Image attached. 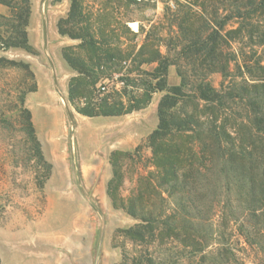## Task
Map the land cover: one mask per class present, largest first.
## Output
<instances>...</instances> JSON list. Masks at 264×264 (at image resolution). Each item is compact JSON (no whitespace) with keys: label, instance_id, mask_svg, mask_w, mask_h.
Returning a JSON list of instances; mask_svg holds the SVG:
<instances>
[{"label":"rangeland","instance_id":"obj_1","mask_svg":"<svg viewBox=\"0 0 264 264\" xmlns=\"http://www.w3.org/2000/svg\"><path fill=\"white\" fill-rule=\"evenodd\" d=\"M8 1L12 9L0 3V264H264L260 0H78L71 18L73 0H29V51L5 48L6 19L24 6ZM86 32L95 48L71 36ZM65 54L86 62L88 74ZM160 60L168 65L164 91ZM74 79L83 83L81 106H146L84 116L70 101ZM200 84L219 101L202 100ZM174 86L182 97L171 118L193 119L165 140L184 167L173 186H161L149 137ZM131 204L157 219L153 240L129 233L142 222L123 207ZM166 216L178 219L179 232L166 228Z\"/></svg>","mask_w":264,"mask_h":264},{"label":"trees","instance_id":"obj_2","mask_svg":"<svg viewBox=\"0 0 264 264\" xmlns=\"http://www.w3.org/2000/svg\"><path fill=\"white\" fill-rule=\"evenodd\" d=\"M24 6H21V10L19 11V7H16L12 10L13 15L6 19L8 26L10 27V35L7 40L3 41L6 43L5 48H21L25 50H30V45L28 41V34L26 27L28 26V20L31 13V6L29 0H21ZM0 3L7 5L10 9H12V3L8 0H0ZM259 9L264 10V0H260V3L257 6ZM80 11V5L78 4V0H73L70 18L74 15L78 14ZM81 13V12H80ZM1 19H5V16L0 15V27L3 25ZM63 34H66L67 31L62 30ZM1 34V31H0ZM70 34V33H69ZM71 36L74 38H81L84 43L88 42L92 48L96 47V42L91 33L86 32L85 36L75 35L71 33ZM1 37V35H0ZM215 43H217L218 38L212 39ZM215 47L208 50V54L214 53ZM65 59L69 63V65L78 70V73L81 75L88 74V66L86 62L82 59L72 56L70 54H65ZM158 60V59H157ZM1 62V61H0ZM11 64L15 67H22L24 69H28L29 65L24 63L18 62H11ZM167 62L166 60H160L158 67H156L155 78L159 79L158 90L164 91L166 90V72H167ZM83 83L80 82V79H74L72 81L70 87V101L74 103L77 111L89 117H97V116H120L123 114H128L133 112L134 110L143 109L145 108V103L141 105L132 106L129 108H125L122 103H115L110 102L108 99H103L101 102H85V106H81L77 103V97L81 94L80 86ZM36 90V86H30L27 91L21 92V100L24 99L27 92H32ZM199 97L206 101V102H217L219 101V93L215 88L210 86L209 84H200L198 87ZM182 97V88L181 86H174L171 90H168V93L162 98L159 103L158 114H159V126L155 129L149 137V143L153 148V162L154 166L159 170L161 174V182L160 185H168L173 186L172 183H175L178 179H180V170L184 167L183 160L181 158L180 149L175 147V151H173L170 146H167L165 140L168 136L172 133L174 129L177 130H187L189 127V120L193 119V116H188L186 120L177 121L171 118L169 113L174 107H176L179 103L180 98ZM80 101V100H79ZM255 123L257 126V130L264 134V119L261 117H256ZM31 135L33 138L35 137V132L33 127H31ZM264 149V138L260 142ZM116 155V153H114ZM117 163H114V166ZM115 177L112 182L109 184V191L111 192V187L115 178L118 176V172L115 171ZM124 208L128 209V212L132 216H140L142 222L136 227L129 229V233L133 235L134 238H137L140 242L145 243L149 240H153L156 235L155 232L159 228L155 226L157 223V219L153 216V213L146 208L142 207L141 209H137L134 204L129 205L128 207ZM166 219L163 220V224L166 226L167 229L171 230L172 232H179L180 224L178 219L172 218V216H166ZM160 223V221H159ZM189 227V226H186ZM192 229V228H190ZM178 235V233H175ZM146 264H154L152 257H148L146 260ZM204 263V262H203ZM205 264V263H204ZM237 264H244V263H237Z\"/></svg>","mask_w":264,"mask_h":264},{"label":"bare ground","instance_id":"obj_3","mask_svg":"<svg viewBox=\"0 0 264 264\" xmlns=\"http://www.w3.org/2000/svg\"><path fill=\"white\" fill-rule=\"evenodd\" d=\"M131 26L135 27V30H137V24L136 23H132Z\"/></svg>","mask_w":264,"mask_h":264}]
</instances>
